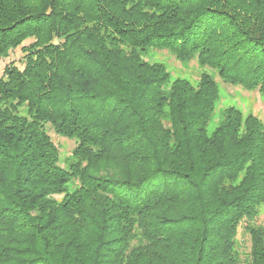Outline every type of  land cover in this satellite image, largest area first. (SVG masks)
<instances>
[{
    "label": "trees",
    "instance_id": "1",
    "mask_svg": "<svg viewBox=\"0 0 264 264\" xmlns=\"http://www.w3.org/2000/svg\"><path fill=\"white\" fill-rule=\"evenodd\" d=\"M31 39L28 46L24 41ZM0 264H264V0H0ZM73 140L67 169L47 129ZM59 197V198H56ZM250 239L241 259L238 229Z\"/></svg>",
    "mask_w": 264,
    "mask_h": 264
},
{
    "label": "rangeland",
    "instance_id": "2",
    "mask_svg": "<svg viewBox=\"0 0 264 264\" xmlns=\"http://www.w3.org/2000/svg\"><path fill=\"white\" fill-rule=\"evenodd\" d=\"M31 42L32 40L28 39L24 41L22 46H28ZM23 56L24 54L21 52V47L10 52L6 59L0 61V76L2 75L4 66L10 62H13L19 69H21ZM143 59L150 64H160L163 66L164 70L169 74L171 81L174 79H184L190 82L193 86H196L201 75L204 73H207L216 80L218 85V98L215 110L209 123L210 129H213L218 125L222 118L224 109L228 107L238 109L244 117L247 115L257 117L264 126V101L261 93L257 90L249 91L241 86H230L224 84L218 79L214 71L201 66L196 58H193L188 62H181L167 50L158 51L149 49L144 53ZM47 133L53 144L58 149L59 166L67 169L73 159L72 151L75 146V142L73 140L59 137L50 128L47 129ZM256 224L264 227V205H262L259 209ZM236 242L241 259L246 258L249 252L250 239L248 235L244 233L243 225H241L238 229Z\"/></svg>",
    "mask_w": 264,
    "mask_h": 264
}]
</instances>
